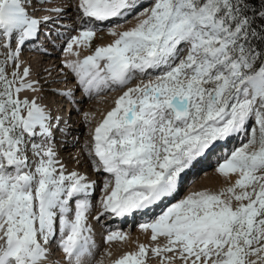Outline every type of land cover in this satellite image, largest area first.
Wrapping results in <instances>:
<instances>
[{"label": "snow or ice", "instance_id": "obj_1", "mask_svg": "<svg viewBox=\"0 0 264 264\" xmlns=\"http://www.w3.org/2000/svg\"><path fill=\"white\" fill-rule=\"evenodd\" d=\"M48 3L0 0V264H95L90 220L150 211L199 158L241 136L217 167L226 188L171 203L140 225L152 245L111 264H264V0H72L79 31L64 50L76 57L74 45L91 46L92 25L136 20L64 63L85 95L122 89L91 132L92 170L107 174L98 208L96 181L59 160L62 118L22 59L53 20L37 12L67 15ZM51 94L74 102L72 89ZM125 239L113 231L103 241Z\"/></svg>", "mask_w": 264, "mask_h": 264}, {"label": "bare ground", "instance_id": "obj_2", "mask_svg": "<svg viewBox=\"0 0 264 264\" xmlns=\"http://www.w3.org/2000/svg\"><path fill=\"white\" fill-rule=\"evenodd\" d=\"M72 0H55L45 5L47 9L64 8L67 15L57 21L55 13L51 11L37 12V16L50 15L53 20L41 29V39L45 37L46 32H49L44 40L43 45L36 41L25 46L22 59L25 66H31L33 78L39 79L45 87V103H48L54 114L61 116L60 127L66 129V134L56 133L55 145L59 160L66 166L67 170H76L83 175H86L89 180L96 181V189L92 196V204L98 208L99 198L103 195L101 192L102 182L107 174L96 173L92 170L88 149L92 143L91 132L94 127L100 123L106 113L115 105L114 101L122 93L121 90L111 91L102 90L99 93L93 92L91 95H85L82 90L76 89V81L71 71L64 67L67 60L83 59L84 56L91 55L94 50L85 51V47L73 46V52H79V57L65 52L67 42L72 36L78 35L79 25L76 20L75 11L68 6ZM150 3V0H145ZM58 3V4H57ZM117 23L121 24L117 28L118 31L131 28L135 25V19H129L128 23L113 21L92 25L97 28L96 38L99 41L97 46H106L110 44L114 37L108 34L109 27H115ZM61 34V36L59 35ZM59 35L58 39L54 40V36ZM94 37V38H95ZM60 38V39H59ZM96 46V47H97ZM48 47H51L50 49ZM95 47V48H96ZM91 48V47H90ZM135 83V81L133 82ZM52 89L67 91L72 89L74 96L70 102L61 96L53 97ZM84 113H89V119L85 120ZM65 121L67 122L65 124ZM245 142V137L233 138L225 144H218L204 157L199 158L192 167H190L183 175L180 181L178 191L173 198L165 200L146 213H136L133 216L125 218H109L100 221L90 220L93 225L97 248L95 251V264H111V262L126 252L135 251L140 244L152 245L150 240V230L145 233L141 230L140 225L145 222H151L167 209L171 203L177 202L188 193L196 190H211L220 191L226 188L229 184L217 172L219 163H222L227 155L232 150L239 147ZM88 146V147H86ZM236 177L233 176L234 181ZM98 200V204L96 201ZM118 231L126 235L124 241H115L111 244H105L104 236L109 232ZM166 241L161 238L158 243L164 244ZM111 252V256L107 255ZM151 257V253H149ZM148 264H158V258L152 257L148 260Z\"/></svg>", "mask_w": 264, "mask_h": 264}, {"label": "rangeland", "instance_id": "obj_3", "mask_svg": "<svg viewBox=\"0 0 264 264\" xmlns=\"http://www.w3.org/2000/svg\"><path fill=\"white\" fill-rule=\"evenodd\" d=\"M52 2H54L55 0H51ZM58 4V3H57ZM76 14V13H75ZM60 36H61V34H59ZM59 35H55L53 38H54V40H56V39H58V36ZM60 39V38H59ZM100 40H102V39H100V38H94L92 41H91V48L90 47H88V48H85V51H91V50H94L95 49V47L98 45V43H99V41ZM49 49L51 48V47H48ZM94 93H95V91H94ZM86 147H88V146H86ZM216 149V148H215ZM216 150H220L219 148H217ZM169 200V199H168ZM96 203L98 204V200L96 201ZM99 205V204H98Z\"/></svg>", "mask_w": 264, "mask_h": 264}]
</instances>
